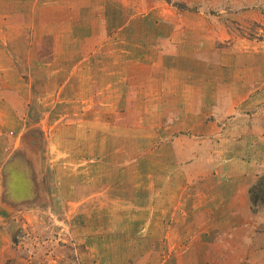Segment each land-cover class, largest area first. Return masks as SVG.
Wrapping results in <instances>:
<instances>
[{
	"label": "crops",
	"instance_id": "1",
	"mask_svg": "<svg viewBox=\"0 0 264 264\" xmlns=\"http://www.w3.org/2000/svg\"><path fill=\"white\" fill-rule=\"evenodd\" d=\"M130 1L152 5L138 12ZM159 1L0 0V30L5 33L12 27L22 39L13 43L3 35V48L14 58L12 50L22 46L19 53L27 63L39 57L33 64L47 67L34 78L42 83L37 89L44 91L45 83L57 82L56 89L46 93L59 101L66 98L74 104L87 82L105 80L115 90L119 103L115 112L137 114L130 126L111 122L110 127L119 129L112 139L104 135L94 141L99 144L95 147L99 161L120 159L121 166L142 163L138 168H129L131 174L127 169L107 168L95 176L102 187L91 192L85 189L89 164L82 171L67 166L72 181L66 197L57 189L47 193L51 201L61 197L63 204H76L74 187L82 175L87 193L77 204L97 197L96 210L85 211L83 223L111 225L108 233L115 241L104 255L97 252L99 260L104 264H231L229 257L236 252L232 229L236 221L248 228L255 219L248 191L264 169V127L255 129L251 122L257 117L252 110L263 100L259 85L264 84V53L261 59H252L242 50H226L224 55L203 36L189 41L184 23L178 24L180 15L164 5L158 7ZM139 20H146V27ZM44 46L50 50L49 62L44 61ZM205 49L211 55L204 56ZM78 101L85 103V99ZM79 121L56 125L57 131L67 130L61 142L90 145L94 139L90 124ZM109 144L119 148L108 152ZM128 144L141 150L127 155L120 146ZM17 146L0 150V162ZM96 157L88 155L84 160ZM76 173L80 174L77 180ZM199 180L203 190L201 186L191 189ZM196 210L206 211L203 222L195 216ZM94 230L90 228L88 235L103 237Z\"/></svg>",
	"mask_w": 264,
	"mask_h": 264
},
{
	"label": "rangeland",
	"instance_id": "2",
	"mask_svg": "<svg viewBox=\"0 0 264 264\" xmlns=\"http://www.w3.org/2000/svg\"><path fill=\"white\" fill-rule=\"evenodd\" d=\"M130 2L132 5L136 3L134 6L137 7L138 12H143L152 5L150 1ZM126 3L123 1V8H126ZM162 5L170 8L175 16L180 15L178 24L184 23L182 29L188 35L189 41L195 42L203 36L204 41L207 40L208 44H216V48L218 47L219 52L224 55L226 50H236V52L242 50L252 59L262 58L264 53V0H160L158 7H163ZM138 24H144L146 27V20L142 22L139 20ZM3 35L6 41L7 39L13 43L22 41L12 27L5 33L0 30V150L4 151L10 145L14 147L19 145L21 138H24L29 146H33L38 154L37 165L46 194L57 189L60 192L64 191L62 195L66 197L67 184L72 181L67 174V166L75 168L76 171L78 169L82 171L89 164L91 171L85 189L95 192L102 187L98 183L100 177L95 176L104 173L108 170L107 168L110 171L123 168L131 174L133 169L142 164L121 166L118 165L120 159L117 162L114 160L104 162L99 161L98 156H95V147L96 145L99 147L95 141L99 138L102 140L104 135L112 139L113 133L119 130L110 127L111 122H117L120 126H130L137 116L136 113L130 111L115 112L116 105L119 103H116L114 87H107L109 82L91 80L87 82L85 89L80 88L74 104L66 102V98H64L65 101H59L56 96H49L46 93L54 87L56 89L57 82L45 83L47 87L44 91L37 89L42 83L35 81L34 78L40 72H45L47 65L33 64L39 57H35L36 59L33 57L28 63L25 59H21L19 52L22 46L12 50L16 53L14 58L11 55L8 56L3 48ZM43 51H46L43 55L44 61L49 62L51 55L48 51L50 50L44 46ZM203 55L209 56L211 52L205 49ZM17 62H20V66ZM25 65L26 67L23 68ZM28 68L32 70L28 72ZM259 86L263 100L259 102L256 109L252 110L257 114V117L251 120L254 122L255 129L264 127V84ZM81 99H85V103L78 101ZM87 104L90 107L84 110ZM129 107H133V102ZM129 107L127 109H130ZM145 116L147 114H142V117ZM67 120H80L79 122L90 124L91 137H94L90 145H85V148L83 145L77 146V142L74 146L71 143L61 142L62 138L67 135V130L57 131L55 127ZM79 128L82 129V127ZM19 132L22 133L18 134ZM11 136L17 138L8 139ZM106 147H108V152L119 148L115 144H109ZM120 147L124 148L127 155L134 154L136 151H133L136 149L141 150L140 146H129V144ZM84 152L85 158L82 156ZM88 155L96 159L84 160L88 159ZM1 156L2 154L0 158ZM4 162L5 160L0 162V167ZM76 175L80 174L74 175L75 180L78 178ZM81 176L78 180L79 185L74 187L76 204H63L61 197L59 200L51 201L48 196L46 204H24L21 208L0 204V264H104L103 259L99 260L97 257V252H102L104 255V250L110 251L115 244L111 233H108L111 225L105 222L99 225L83 223L84 216L89 211L96 210L97 199L95 198L97 197L94 195L86 204H77L80 199H83V194L87 193L82 187ZM86 179L87 177H85V182ZM131 179L134 183L136 182L134 177ZM128 180L130 182V178ZM62 186L64 188L61 191ZM200 186L203 190L201 180L192 184L191 189ZM53 197L56 198L57 193H54ZM249 205L252 211L251 202ZM193 206L194 204H188L189 208ZM254 210L252 212H254L255 219H252L248 228H244L240 222L236 221L232 229L235 233V242H231V245H234L236 252L229 257L228 261L231 260V264H264V252L261 251L264 249V205L258 203ZM197 214L199 220L203 222L206 211L200 214L196 210L195 216ZM90 228H94V231L99 230L103 237H95L100 233L89 236ZM142 246L144 248V243L141 244ZM241 253L245 257L240 255Z\"/></svg>",
	"mask_w": 264,
	"mask_h": 264
},
{
	"label": "water",
	"instance_id": "3",
	"mask_svg": "<svg viewBox=\"0 0 264 264\" xmlns=\"http://www.w3.org/2000/svg\"><path fill=\"white\" fill-rule=\"evenodd\" d=\"M37 156L36 149L21 138L1 168L0 203L17 208L24 204H46Z\"/></svg>",
	"mask_w": 264,
	"mask_h": 264
},
{
	"label": "trees",
	"instance_id": "4",
	"mask_svg": "<svg viewBox=\"0 0 264 264\" xmlns=\"http://www.w3.org/2000/svg\"><path fill=\"white\" fill-rule=\"evenodd\" d=\"M248 194L250 202L253 206L252 211H255V206L258 203H262L264 205V170L255 178L249 188Z\"/></svg>",
	"mask_w": 264,
	"mask_h": 264
}]
</instances>
